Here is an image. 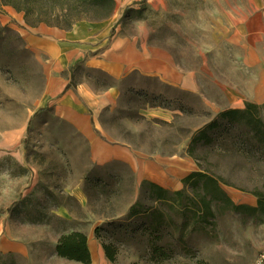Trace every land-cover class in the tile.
Returning a JSON list of instances; mask_svg holds the SVG:
<instances>
[{
    "label": "rangeland",
    "instance_id": "374dc122",
    "mask_svg": "<svg viewBox=\"0 0 264 264\" xmlns=\"http://www.w3.org/2000/svg\"><path fill=\"white\" fill-rule=\"evenodd\" d=\"M248 3L114 0L108 18L69 30L0 9V264H56L61 233L96 227L97 244L117 249L111 264H255L264 216L220 199L204 215L203 183L181 182L195 171L221 178L236 205L264 193L263 130L218 119L248 105L264 125L250 66L228 44ZM215 119L211 142L188 155ZM143 180L183 195L148 200ZM138 200L150 216L128 219Z\"/></svg>",
    "mask_w": 264,
    "mask_h": 264
},
{
    "label": "trees",
    "instance_id": "16d2710c",
    "mask_svg": "<svg viewBox=\"0 0 264 264\" xmlns=\"http://www.w3.org/2000/svg\"><path fill=\"white\" fill-rule=\"evenodd\" d=\"M0 5L10 7L17 13H22L23 20L28 26L35 27L43 24L60 30H69L74 24L82 20L96 21L108 18L114 10V0H0ZM252 107L247 105L245 110L230 109L223 111L218 115V119H226L229 124L244 120L255 133H258L259 130H263L264 133V125L261 120L249 115L250 108ZM236 118H240V120ZM218 119L211 121L204 129L199 130L192 136L187 149L188 155L194 157L196 146L201 141L203 144L211 142V138L207 132L218 126ZM200 181L203 183L202 188L204 190V194L201 197L204 215H211V203L216 199H220L232 211L244 212L250 215L261 214L264 216L263 192L256 190L252 193L256 198V206L252 207L234 204L220 187V183H224V181L221 178L210 176L204 172H191L181 182L185 186L194 187ZM141 188L146 189L145 198L154 201L167 202L172 199V196L178 197L183 195V191L181 190L170 194L165 188L148 180L141 182ZM137 216L143 218L150 216L149 207L144 206L139 200L133 203L127 212L128 219ZM198 219H204V216ZM113 223L111 221L108 224ZM99 231V227H96L94 230V235L97 239H100ZM101 246L107 261L115 263L117 256L116 247L107 243H102ZM54 251L55 255L59 258L82 264H90L91 262L86 236L79 230L61 233ZM151 257L158 262H163L167 256L161 247L153 246L151 248ZM191 264L209 263L198 259Z\"/></svg>",
    "mask_w": 264,
    "mask_h": 264
},
{
    "label": "crops",
    "instance_id": "0c3cea01",
    "mask_svg": "<svg viewBox=\"0 0 264 264\" xmlns=\"http://www.w3.org/2000/svg\"><path fill=\"white\" fill-rule=\"evenodd\" d=\"M248 1V4L239 7L238 18L236 19L234 16V29L230 30L229 28L228 44L231 54L242 60L245 66H250L254 79L252 80V93L257 101H261L264 99V0ZM0 9L17 15L24 22L22 13H17L12 8L2 5H0ZM236 12L235 8L234 13L236 14ZM161 187L166 188L167 186L162 185ZM248 202L249 206H256V198H251ZM83 233L86 236L91 256L90 264H111L105 258L101 244H97L94 233ZM54 256L59 259L56 264H82L59 258L55 255V251Z\"/></svg>",
    "mask_w": 264,
    "mask_h": 264
},
{
    "label": "built area",
    "instance_id": "2783aa9c",
    "mask_svg": "<svg viewBox=\"0 0 264 264\" xmlns=\"http://www.w3.org/2000/svg\"><path fill=\"white\" fill-rule=\"evenodd\" d=\"M263 262H264V247L261 250V252L259 253V255H258L257 259H256L255 264H262Z\"/></svg>",
    "mask_w": 264,
    "mask_h": 264
}]
</instances>
